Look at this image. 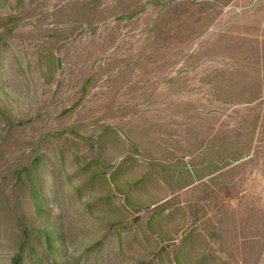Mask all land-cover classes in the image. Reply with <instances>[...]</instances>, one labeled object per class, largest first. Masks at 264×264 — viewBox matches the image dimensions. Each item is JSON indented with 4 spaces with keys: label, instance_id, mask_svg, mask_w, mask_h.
I'll use <instances>...</instances> for the list:
<instances>
[{
    "label": "rangeland",
    "instance_id": "obj_1",
    "mask_svg": "<svg viewBox=\"0 0 264 264\" xmlns=\"http://www.w3.org/2000/svg\"><path fill=\"white\" fill-rule=\"evenodd\" d=\"M264 264V0H0V264Z\"/></svg>",
    "mask_w": 264,
    "mask_h": 264
},
{
    "label": "trees",
    "instance_id": "obj_2",
    "mask_svg": "<svg viewBox=\"0 0 264 264\" xmlns=\"http://www.w3.org/2000/svg\"><path fill=\"white\" fill-rule=\"evenodd\" d=\"M14 263H16V260L14 261ZM17 264V263H16Z\"/></svg>",
    "mask_w": 264,
    "mask_h": 264
}]
</instances>
